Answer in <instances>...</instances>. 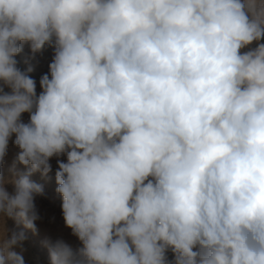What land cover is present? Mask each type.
Masks as SVG:
<instances>
[{
  "label": "clouds",
  "instance_id": "obj_1",
  "mask_svg": "<svg viewBox=\"0 0 264 264\" xmlns=\"http://www.w3.org/2000/svg\"><path fill=\"white\" fill-rule=\"evenodd\" d=\"M25 43L53 49L39 93ZM10 141L0 264L54 157L78 245L48 264H264V0H0V167Z\"/></svg>",
  "mask_w": 264,
  "mask_h": 264
},
{
  "label": "rangeland",
  "instance_id": "obj_2",
  "mask_svg": "<svg viewBox=\"0 0 264 264\" xmlns=\"http://www.w3.org/2000/svg\"><path fill=\"white\" fill-rule=\"evenodd\" d=\"M252 46L254 47L255 45ZM30 56L31 52L29 46L27 43H25L22 52L16 56V59L19 62L18 66L22 70H25L29 64L34 66V71L31 72L30 75L36 80L37 93H39V80L43 74L49 71L48 66L52 60L53 49L51 47H46L44 50L35 55L34 60H29ZM22 119L27 122L29 119L28 114H22ZM18 151L19 149L10 141L7 157L5 158L3 166L0 167V172H2L5 178H8L11 175L9 169L12 167L13 160ZM61 159L65 158L61 157ZM50 163L52 165V171L49 173L47 178H43L39 172L34 173L31 176V179L34 182L43 186L44 194L37 196L35 199L38 213L41 215V219L36 221L38 233L33 235L31 231L26 232L28 236V239L25 242V248L27 251L24 253L26 264H48L47 249L43 247L42 244V241H44L46 238L50 239L52 242L63 240L70 245H78L77 238L72 236L71 230L65 227L61 211L62 200L55 191L57 187L55 181L57 158H52ZM17 168L19 170H24L23 165L17 164ZM9 190H11V185H9ZM12 223V221H8L9 225Z\"/></svg>",
  "mask_w": 264,
  "mask_h": 264
},
{
  "label": "bare ground",
  "instance_id": "obj_3",
  "mask_svg": "<svg viewBox=\"0 0 264 264\" xmlns=\"http://www.w3.org/2000/svg\"><path fill=\"white\" fill-rule=\"evenodd\" d=\"M46 215V214H45ZM41 216V215H40ZM39 251V250H38Z\"/></svg>",
  "mask_w": 264,
  "mask_h": 264
}]
</instances>
